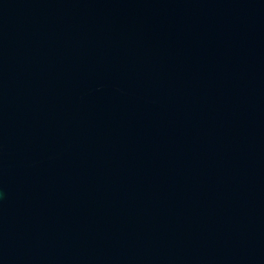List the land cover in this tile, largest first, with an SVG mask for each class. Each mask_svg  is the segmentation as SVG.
Instances as JSON below:
<instances>
[{
	"label": "water",
	"instance_id": "water-1",
	"mask_svg": "<svg viewBox=\"0 0 264 264\" xmlns=\"http://www.w3.org/2000/svg\"><path fill=\"white\" fill-rule=\"evenodd\" d=\"M0 264H264V0H0Z\"/></svg>",
	"mask_w": 264,
	"mask_h": 264
}]
</instances>
